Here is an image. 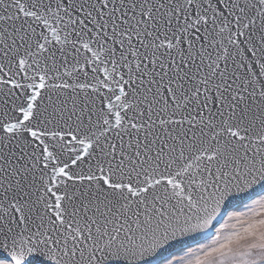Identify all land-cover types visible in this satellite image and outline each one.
<instances>
[{
    "label": "snow or ice",
    "instance_id": "snow-or-ice-1",
    "mask_svg": "<svg viewBox=\"0 0 264 264\" xmlns=\"http://www.w3.org/2000/svg\"><path fill=\"white\" fill-rule=\"evenodd\" d=\"M0 264H264V0H0Z\"/></svg>",
    "mask_w": 264,
    "mask_h": 264
}]
</instances>
